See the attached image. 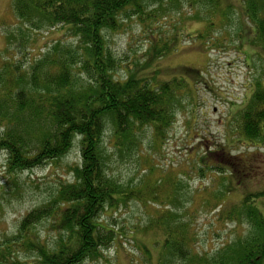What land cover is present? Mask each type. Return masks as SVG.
I'll list each match as a JSON object with an SVG mask.
<instances>
[{"label":"trees","instance_id":"trees-1","mask_svg":"<svg viewBox=\"0 0 264 264\" xmlns=\"http://www.w3.org/2000/svg\"><path fill=\"white\" fill-rule=\"evenodd\" d=\"M191 1L218 4V0ZM155 4L161 6L164 0H12L16 15L31 29L66 25L78 42L73 46L56 41L26 69L17 59L2 64L0 153L6 155L9 171L16 173L66 156L79 139L82 162L69 166L72 179L60 181L50 198L24 215L17 240L0 249L3 261L14 258L11 264H29L16 257L23 249L35 253L37 264H83L102 257L122 235L101 220V215L133 199L148 202V195L159 200L160 187L141 184L135 190L113 175L105 147L109 124L114 146L126 157L141 147L146 129L151 128L155 138L163 141L175 121L176 108L191 91L190 82L184 79L192 76L188 72L165 78L160 69L146 71L150 62L167 55L165 39L153 42L146 65L128 70L125 79L116 77L120 63L109 48L107 33L123 29L124 19L138 17L146 22L148 8ZM243 10L244 18L255 28L250 44L257 51L261 49L258 52L264 51V0H245ZM238 112L242 135L264 141L263 83H256L249 101ZM219 147L226 155L224 161L207 166L219 172L228 168L234 177L242 174L251 180L259 160L251 155L229 156L226 146ZM207 158L204 155L200 162L207 163ZM13 184L18 187L17 179ZM224 189L231 190L227 186ZM256 195H264V190ZM252 196L241 202L239 214L245 208L255 234L228 244L212 257H191L194 237L189 222L166 208L150 226L166 233L161 263L189 259L188 264H264V218L252 205ZM206 205L211 206L210 202ZM228 217L232 218L231 214ZM44 221L56 231L51 244L36 230Z\"/></svg>","mask_w":264,"mask_h":264},{"label":"rangeland","instance_id":"rangeland-1","mask_svg":"<svg viewBox=\"0 0 264 264\" xmlns=\"http://www.w3.org/2000/svg\"><path fill=\"white\" fill-rule=\"evenodd\" d=\"M244 1L164 0L163 5L148 8L146 22L138 17L124 19L123 29L107 33L109 48L120 63L118 79H125L128 70L146 65L153 42L165 39L167 55L150 62L146 71L160 69L165 78L188 72L192 76L184 79L190 82L191 91L176 108L166 138L158 140L151 128L146 129L141 147L134 148L131 157L114 146L108 125L105 147L113 175L135 190L141 184L160 187L161 194L159 200L148 195V202L133 199L118 210L102 214L101 220L122 236L103 251L102 257L83 264H162L166 233L150 226L166 208L189 222L194 237L191 257H212L228 244L255 234L245 208L240 214L239 210L244 198L254 194L250 201L264 218V195H256L264 190V141L242 135L238 111L249 101L256 83L264 84V51L258 52L261 49L257 51L249 42L255 28L244 18ZM59 40L73 46L78 42L66 25L31 29L16 15L12 0H0V67L17 59L26 69ZM219 145L228 148L229 156L251 155L259 160L251 180L242 174H237L239 179L234 177L228 168L219 172L207 166L224 161L226 155L219 151ZM204 155L208 157L205 164L200 162ZM81 162L79 139L66 156L16 173L9 171L7 157L0 153V249L17 240L24 215L50 198L60 181L72 179L69 166ZM15 179L18 187L13 184ZM225 186L231 190L226 192ZM36 228L40 238L53 243L56 231L49 222ZM23 250L16 257L23 263L37 264L35 253ZM12 261L14 258L7 262L0 258V264Z\"/></svg>","mask_w":264,"mask_h":264}]
</instances>
